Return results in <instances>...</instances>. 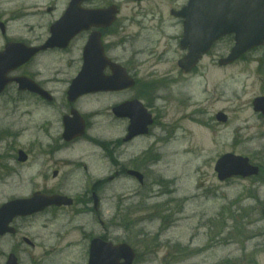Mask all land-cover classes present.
Masks as SVG:
<instances>
[{"label": "rangeland", "instance_id": "374dc122", "mask_svg": "<svg viewBox=\"0 0 264 264\" xmlns=\"http://www.w3.org/2000/svg\"><path fill=\"white\" fill-rule=\"evenodd\" d=\"M114 1L123 10L148 11L150 16L154 13L158 17L147 25H163L167 32L174 29L166 18L168 10L184 3V0H152L139 5L133 0ZM161 15L163 17L159 18ZM163 20L166 23H161ZM232 45L231 39H226L190 74L177 66L181 56L178 48L163 41L158 48L149 46V52L156 55L138 65L144 81L159 83L150 88V96L156 102L152 112L157 122L149 137L135 142L133 152L159 151V158L143 187L132 179H121L98 189L107 214L117 206L116 196L121 192L123 196L131 194L136 200L139 198L132 196L134 192L141 199V194L147 191L145 205L142 201L133 205H141V211L131 218L134 224H129L127 219L121 225L116 224L111 232L116 242L128 240L136 249V264H264V117L253 109L254 98L264 93V48L255 49L229 67L219 69L216 56L227 54ZM10 101L8 97L0 99V126H16L20 122L25 125L18 127L25 129L22 135L0 141V178L11 168L20 180L12 196L28 197L36 190L59 191L65 186L69 195L86 200L93 183L89 178L81 175L54 178L53 168L42 175L47 168L44 160L49 158L45 155H39L26 165L19 164L18 150H28L33 156L41 152L35 144L38 127L52 119L50 131L57 133V118L51 111L36 112L32 100L22 99L18 104ZM219 112L227 114L226 123L217 120ZM113 132L108 129L105 135ZM39 137L44 142L49 141L41 127ZM81 146L74 151L85 153L86 148ZM225 153L250 158L261 167L263 175L220 181L215 164ZM11 179L0 181V204L9 200L3 198L10 193L1 183ZM66 210L52 224L51 214L18 222L22 227L19 237L26 235L38 241L36 249L20 252L21 264H84V234L75 227L80 229L88 222V217L74 219ZM71 219L72 225L64 231L66 235L59 243L50 231H57ZM47 225L49 229L45 230ZM95 227L97 232H104L99 226ZM15 238L0 239V264L5 263ZM41 239L45 240L41 242ZM71 241H76L77 246L66 248ZM52 244L62 252L49 256ZM197 246L204 249L187 253Z\"/></svg>", "mask_w": 264, "mask_h": 264}, {"label": "flooded vegetation", "instance_id": "af4514ba", "mask_svg": "<svg viewBox=\"0 0 264 264\" xmlns=\"http://www.w3.org/2000/svg\"><path fill=\"white\" fill-rule=\"evenodd\" d=\"M143 1L145 0L139 3ZM70 3L71 0H0V54L8 47L21 46L20 56L24 62L12 73V76L29 78L38 89L30 91L28 88H23L20 82L12 83L0 95V99L9 97L14 99L11 100L12 102L18 103L23 98H29L34 102L36 109L52 111L53 117L57 118L55 121L57 133L50 131L53 122L45 121L39 126L49 138L48 142H44L39 137L38 127L35 144L42 151L33 156V153L26 150V161L19 162L26 164L39 155L48 156L49 158L44 160L47 168L43 169L42 175H46L49 169L53 168L54 178L81 175L89 179L104 178L108 182L127 177L131 169L140 171L145 178L156 165L159 155L152 157L150 149H142L136 155L133 146L137 140L151 135L157 117L152 112L156 102L155 98L150 96L151 81L143 80L144 74L139 72L138 65L146 63L150 57L156 55L155 52H149L148 47L158 48L162 41L176 46L181 52L178 61L181 60L184 56L181 41L185 20L179 17L175 10H168L166 18L174 29L172 32H167L163 25L156 27L147 25L154 23L158 17L154 13L150 16L148 11L141 13L134 9L131 11L119 9L117 12L101 10L116 4L114 0L83 1L80 5L82 10L67 15ZM199 12V10L194 11L197 16ZM98 14L102 17L97 18ZM161 23H166V20ZM194 26L198 28L197 21L194 22ZM230 38L234 41L231 35L216 41L213 51ZM140 42H144L145 45H139ZM216 57H218L215 61L217 67L224 69L225 66L220 64L224 55ZM114 65L122 66L124 71L115 75ZM79 76H82L83 80H100L117 76L125 83L132 80L133 84L130 86L124 84L125 88L119 90L90 92L70 99V87ZM134 100L142 102L153 115L154 123L146 134L129 136V126L135 117V106L130 103ZM71 119L78 125L84 122L86 132L82 136L66 140L63 136L65 120L71 121ZM108 129L114 132L105 135ZM17 134L22 135L23 131L20 130ZM79 145L86 148L85 153L81 150L74 151ZM98 182L102 180L96 183ZM67 189L61 186L59 192L65 194ZM43 192L53 193L54 190L44 188ZM97 192L96 188H92L87 193L86 200H83V197L81 200L74 198L75 202L71 207H50L36 215L49 212L60 215L64 209H69L70 213L77 216L84 212L77 207L82 205L102 226L104 225L102 217L105 216L101 207L102 198L100 197L97 208L92 202L94 193ZM135 193L133 197H137ZM140 208V204L130 207V215L133 216L135 209ZM127 213L129 215V212ZM20 219L22 218L14 221L18 233L22 229L17 224ZM68 225H61L54 234L59 243L66 235L64 231L67 230ZM94 237L113 241L112 237L103 236L101 230L97 232V229L93 228L90 234H84L82 240L85 243V254L89 253ZM36 247L33 241L30 243L24 241V237H16L10 252L18 254L27 248L36 249ZM61 252L62 250L57 246H52L51 254L58 255Z\"/></svg>", "mask_w": 264, "mask_h": 264}, {"label": "water", "instance_id": "95a60500", "mask_svg": "<svg viewBox=\"0 0 264 264\" xmlns=\"http://www.w3.org/2000/svg\"><path fill=\"white\" fill-rule=\"evenodd\" d=\"M76 2L79 3V0H74V3ZM229 2L231 5V12L230 15L224 16V23H220L219 18L215 17L214 29L211 28L209 31L207 29H200V38L198 42L194 39L191 30V15H184L188 20V23H186L188 27L183 41V47H188L189 53L180 61V66L185 70H191L200 60L202 54L208 51L212 42L223 32L236 33L237 43L229 56L228 60L230 62L249 49L264 44V0H230L228 3ZM195 3L194 0L193 2L191 1L187 10L191 11L194 9ZM206 3L211 4L212 0H205L203 4L204 8H206ZM209 10H211L209 12L211 16H213V9L210 8ZM211 16L209 15L208 17L210 18ZM205 18L207 17L202 15L199 17L200 20ZM219 24H222L224 31H218ZM4 66L5 65L0 66V91L3 90L8 82L5 77L6 73L9 68H14L15 64H7L6 67ZM6 68L8 69L5 70ZM123 83V80L113 77L108 80L78 82V86L76 85L72 90L83 93L87 92V90L116 89L123 86ZM254 106L256 111L264 113V96L255 99ZM136 114L137 111L135 112V115ZM218 119L226 121L227 117L224 114H219ZM148 123H151L150 119L147 118V121H143V118L136 115L130 130L133 134H137L142 129H145ZM215 169L220 180H226L236 175L249 177L259 173V167L252 165L248 158L230 153L225 154L218 160ZM61 202H66V199L56 196L48 199L40 195H35V197L29 200L12 201L0 208V232L5 233L8 231L7 225L16 215H24L28 212L41 210L44 208V204H61ZM134 257V252L127 244L112 246L111 243L96 239L92 245L90 264H132ZM122 259H124V262H121ZM8 264H17L16 259L11 257Z\"/></svg>", "mask_w": 264, "mask_h": 264}, {"label": "bare ground", "instance_id": "6f19581e", "mask_svg": "<svg viewBox=\"0 0 264 264\" xmlns=\"http://www.w3.org/2000/svg\"><path fill=\"white\" fill-rule=\"evenodd\" d=\"M17 185H18L17 183H12L9 186H17ZM225 247H227V245H225ZM229 247L232 248L231 246H228V249H229ZM193 251H195V247H192V249L190 250V252H193Z\"/></svg>", "mask_w": 264, "mask_h": 264}]
</instances>
